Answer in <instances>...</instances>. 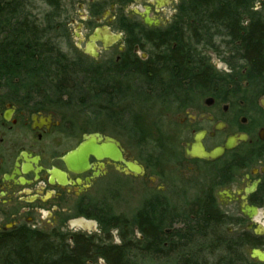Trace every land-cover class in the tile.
I'll return each mask as SVG.
<instances>
[{
  "label": "flooded vegetation",
  "instance_id": "1",
  "mask_svg": "<svg viewBox=\"0 0 264 264\" xmlns=\"http://www.w3.org/2000/svg\"><path fill=\"white\" fill-rule=\"evenodd\" d=\"M61 2L60 41L83 48L54 68L53 97L0 98V233L95 219L90 196L111 178L156 186L149 136L226 222L214 264H264V0Z\"/></svg>",
  "mask_w": 264,
  "mask_h": 264
},
{
  "label": "trees",
  "instance_id": "2",
  "mask_svg": "<svg viewBox=\"0 0 264 264\" xmlns=\"http://www.w3.org/2000/svg\"><path fill=\"white\" fill-rule=\"evenodd\" d=\"M34 1L0 0V98H24L20 93L50 98L53 96L50 83L55 81L52 77L56 74L54 68L71 65L69 59L58 52L59 45L51 36L62 33V0H40L48 9L41 19L30 12ZM189 207L194 211L192 216ZM94 218L105 234L118 229L123 244L98 245L94 244V239L79 235L73 236L70 245L60 232L21 228L0 233V264H87L96 258H101L105 264H129L124 258L129 251L137 250L139 244L136 240L131 243L129 230L137 228L143 237L140 245H143L144 255L164 257L176 248H185L194 239L209 240L214 230L226 225L218 217L213 200L200 196L187 207L172 206L168 201L162 205L159 198L152 196L130 219L115 215ZM175 222H182L186 229L176 230L169 237L164 230ZM181 239H187V243L175 244V240ZM190 254L193 260L188 259L184 264H203L196 258V252Z\"/></svg>",
  "mask_w": 264,
  "mask_h": 264
},
{
  "label": "rangeland",
  "instance_id": "3",
  "mask_svg": "<svg viewBox=\"0 0 264 264\" xmlns=\"http://www.w3.org/2000/svg\"><path fill=\"white\" fill-rule=\"evenodd\" d=\"M46 11H48L47 7L40 0H35L31 4L30 12L33 17H36L37 19H41L43 13ZM63 11L65 15L67 10L63 9ZM51 36L54 37L55 43H58V50L63 51V55H65V57H67L69 60H72L74 56L79 55L77 54V48H83V46H80V43L77 39L75 40V38L65 42V40L60 41L59 35L52 34ZM246 75L247 74L240 73L236 75L238 77V84L235 90L239 100L248 99L250 97L251 90L246 85ZM60 81L62 80H56L58 83ZM0 92L2 93L1 90ZM19 96L24 97L23 99L31 101L32 104L43 105V103L39 101V96L35 97L33 95H26L25 93H20ZM141 139L144 146L146 147V155L158 156L161 160V164H159L157 168V185L153 187L149 183L140 179L133 180L127 178L118 181L114 178H111L107 184V187H109L111 190L117 187L115 190L110 193L106 191L99 193L94 192V194L90 196V199L92 200V206H90L89 212H91L93 215H98V217L115 215L130 219L131 216H133L142 208L147 200L157 194L156 190L158 186L162 188L164 187V194L166 195L165 199L172 206L182 205L180 200L184 193L186 200L184 199L183 201H186L187 203H192V201L197 196H199L198 188L194 185H191V191L184 190L185 186H183V183L187 180H190L191 176H184L177 167L170 165L166 161V157H168L167 154L163 151L158 152V150L155 148L152 137L147 136L142 137ZM191 179L192 181H198L197 178H194L196 179L194 180L191 177ZM188 210H191L190 215L192 216L194 213L193 209L189 207ZM35 221H37L39 227L43 228L44 233H48V229L52 225L51 219L36 217ZM76 222H79L80 224L82 223L83 228H72ZM100 226L101 224L95 219H72L66 225H62L59 222L57 227L62 229L60 233L65 237L67 243L70 245L72 244L71 239H73V236L78 234L88 239H94V244L97 243L98 245L112 244L121 246L123 244L120 238L121 232L118 229H111L107 234H105L100 229ZM172 226V231L186 229L185 224L182 222H175ZM214 232V235H211L209 240L194 239V241L188 244L185 248H176L173 252L168 253L164 257H149L143 254V245H140L143 242L141 234L136 229H133V231L129 230L128 233H132L130 234L132 237H129L131 243H134L136 240L139 242V244L137 245V250L133 249L129 251L126 258L124 259L128 261L129 264H184L188 261V259L193 260V258H191L189 255H191V252H196V258H198L199 262H202L203 264H214V257L217 255L215 254V250L213 248L215 247V239L219 237L220 231L216 229ZM187 239L175 240V244H185L187 243ZM87 264H105V262L101 258H96L93 261H89Z\"/></svg>",
  "mask_w": 264,
  "mask_h": 264
},
{
  "label": "water",
  "instance_id": "4",
  "mask_svg": "<svg viewBox=\"0 0 264 264\" xmlns=\"http://www.w3.org/2000/svg\"><path fill=\"white\" fill-rule=\"evenodd\" d=\"M196 157L203 158V159H206V160L209 158L207 156H200V155H196ZM210 157H212V156H210ZM83 164H84V162H82L80 165H83ZM129 168H130V170L132 171V173H133V175L135 177H137V176H139V175H141L143 173L140 168H132V167H129ZM253 255H256V252H254Z\"/></svg>",
  "mask_w": 264,
  "mask_h": 264
}]
</instances>
